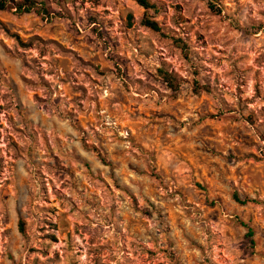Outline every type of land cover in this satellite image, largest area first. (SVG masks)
Segmentation results:
<instances>
[{"label": "rangeland", "instance_id": "rangeland-1", "mask_svg": "<svg viewBox=\"0 0 264 264\" xmlns=\"http://www.w3.org/2000/svg\"><path fill=\"white\" fill-rule=\"evenodd\" d=\"M40 1L0 10V264H264V0Z\"/></svg>", "mask_w": 264, "mask_h": 264}, {"label": "trees", "instance_id": "trees-1", "mask_svg": "<svg viewBox=\"0 0 264 264\" xmlns=\"http://www.w3.org/2000/svg\"><path fill=\"white\" fill-rule=\"evenodd\" d=\"M138 6L143 8L146 12L149 10L156 9V5L151 0H132ZM0 10H14L18 14L28 13L30 11H36L39 14H47V9L45 8L44 2L40 0H0ZM141 24L154 32H160L161 27L159 26L158 22L150 16L146 14L141 19ZM184 55H187L185 50V45L180 41L176 40ZM160 75L170 87H176V83L172 76L164 71L159 70ZM232 198L239 204H245L248 200L247 198H239L236 193L232 194ZM244 225V224H242ZM246 226V225H245ZM247 227V226H246ZM19 231L23 232V224L22 222L19 223ZM247 237H251L252 230L247 227ZM251 241V240H250ZM252 242V241H251Z\"/></svg>", "mask_w": 264, "mask_h": 264}]
</instances>
